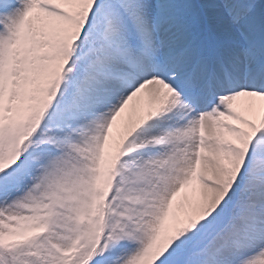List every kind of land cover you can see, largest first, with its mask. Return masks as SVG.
<instances>
[{
	"label": "snow or ice",
	"instance_id": "snow-or-ice-1",
	"mask_svg": "<svg viewBox=\"0 0 264 264\" xmlns=\"http://www.w3.org/2000/svg\"><path fill=\"white\" fill-rule=\"evenodd\" d=\"M0 264H264V0H0Z\"/></svg>",
	"mask_w": 264,
	"mask_h": 264
}]
</instances>
